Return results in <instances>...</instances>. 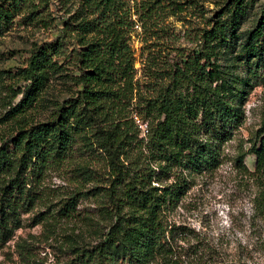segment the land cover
<instances>
[{"label": "trees", "instance_id": "16d2710c", "mask_svg": "<svg viewBox=\"0 0 264 264\" xmlns=\"http://www.w3.org/2000/svg\"><path fill=\"white\" fill-rule=\"evenodd\" d=\"M25 1L0 0V32L13 23ZM80 5L77 35L82 51L76 55L78 75L72 78L77 95L57 104L48 122L25 121L32 110L45 106L43 96L52 81L69 78L54 61L65 54L62 38L33 49L24 68L0 73L16 86L6 87L13 92L6 119L16 129L0 138V249L22 226L20 213L36 178L33 169L81 141L108 155L115 177L109 192L114 211L97 246L69 238L71 245L63 252L71 260L66 264H173L170 238L176 228L168 230L162 223L164 210L188 192L191 176L223 165L224 147L245 123L249 89L253 84L264 87V4L250 29L245 25L255 0L223 4L197 35V53L178 56V63L149 57V95L137 93L138 104L130 115L136 90V59L130 46L133 19L149 26V32H158L165 17L180 12L182 4L140 0L131 8L126 0H81ZM138 121L147 125L146 135ZM262 137L238 157V167L246 170V157L254 155L260 172Z\"/></svg>", "mask_w": 264, "mask_h": 264}, {"label": "rangeland", "instance_id": "374dc122", "mask_svg": "<svg viewBox=\"0 0 264 264\" xmlns=\"http://www.w3.org/2000/svg\"><path fill=\"white\" fill-rule=\"evenodd\" d=\"M126 1L134 8L140 0ZM173 1L182 4L181 11L167 15L158 32H149V26L133 19L136 26L130 46L136 59V90L129 115L138 104L137 93L149 95L148 58L156 56L173 64L178 63V56L197 53V35L208 28V19L232 0ZM255 1L245 29L253 27L264 4V0ZM80 4L81 0H26L20 3L13 23L0 32V73L13 74L24 68L30 52L38 46L57 43L59 38L65 43L64 56L54 61L64 67L61 75L69 78L58 76L51 82L43 96L45 106L32 110L26 123L48 122L57 104L77 95L72 78L78 75L75 61L82 51L77 35L83 10ZM4 77L0 75V138L16 129L14 122L6 119V106L13 94L6 87L16 86ZM244 109L245 123L224 147L223 165L214 172L191 176L188 192L178 204L164 210L162 223L168 230L176 228L170 238L173 264H264V167L257 172L254 155L246 157V170L236 163L253 144L260 143L258 137L264 139L260 131L263 86L252 85ZM33 170L36 178L27 189L28 202L20 213L22 226L0 249V264H66L71 260L63 252L71 245L69 238L83 246H97L98 236L110 227L114 207L109 192L115 177L104 151L78 141L68 153L52 155Z\"/></svg>", "mask_w": 264, "mask_h": 264}, {"label": "built area", "instance_id": "2783aa9c", "mask_svg": "<svg viewBox=\"0 0 264 264\" xmlns=\"http://www.w3.org/2000/svg\"><path fill=\"white\" fill-rule=\"evenodd\" d=\"M138 124L140 125V128H141L143 134L146 135L148 133L147 125H144V124L140 123L139 121H138Z\"/></svg>", "mask_w": 264, "mask_h": 264}]
</instances>
